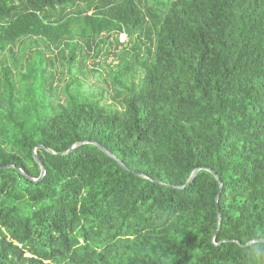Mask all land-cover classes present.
<instances>
[{"label": "trees", "instance_id": "trees-1", "mask_svg": "<svg viewBox=\"0 0 264 264\" xmlns=\"http://www.w3.org/2000/svg\"><path fill=\"white\" fill-rule=\"evenodd\" d=\"M5 166L0 264H264V0H0Z\"/></svg>", "mask_w": 264, "mask_h": 264}, {"label": "water", "instance_id": "water-1", "mask_svg": "<svg viewBox=\"0 0 264 264\" xmlns=\"http://www.w3.org/2000/svg\"><path fill=\"white\" fill-rule=\"evenodd\" d=\"M85 143H92V144L98 146V147H99L104 153H106L108 156H110L111 158H114V159L117 160V158H116V157H115V156H114V155H113V154H112L107 148H105L104 146H102V145H101L100 143H98V142H89V141L81 142V143H79V144H76V145L72 146L71 149H69L68 151L63 152V153H59V154H57L56 152L52 151L51 149H47V151L50 152V153H52V154H55V155H67V154L73 152V151L76 150L79 146H81V145H83V144H85ZM37 149H44V146H43V145H39L38 147H36V148L34 149V152H33V153H34V158H35L36 162H37V163L40 165V167H41V175H40V177L37 178V179L31 178V177L27 176L26 173H25L22 169H19L20 172H22V174H24L27 178L33 180L34 182H40L41 180H43V178H44L45 175H46V169H45V166L43 165V162H42L41 158L39 157V155H38V153H37ZM117 161H118V162H119V163H120V164H121L126 170L130 171V169H129L125 164H123V163H122L121 161H119V160H117ZM11 167H14V166H5V167L0 168V170L6 169V168H11ZM201 169H202V168H198V169H196V170L192 173V175L190 176V178H189V180L187 181L186 185H184V186H171V187H173V188H177V189H185V188L189 187V186L193 183V181L195 180V178H196L198 172H199ZM205 170L211 172V173L216 177V179L218 180V182H219V184H220V192H219V194H218V196H217V212H218V217H219V229H220L222 218H221V214H220L219 200H220L221 192H222V189H223V183L221 182L220 178L218 177V175H217V173H216L215 171H213V170H211V169H209V168H205ZM136 174L139 175V176H141V177H143V178H148L147 176H145V175H143V174H139V173H136ZM148 179H150V178H148ZM151 180H152V179H151ZM156 182L163 184V183L160 182V181H156ZM169 186H170V185H169ZM257 241H259V242H264L263 239H259V240H256V241H252V242H250L248 245H251V244H253L254 242H257ZM214 242H215V239H214Z\"/></svg>", "mask_w": 264, "mask_h": 264}, {"label": "rangeland", "instance_id": "rangeland-1", "mask_svg": "<svg viewBox=\"0 0 264 264\" xmlns=\"http://www.w3.org/2000/svg\"><path fill=\"white\" fill-rule=\"evenodd\" d=\"M119 42L121 43V44H126V42H127V38H126V40L125 41H123L122 39H121V37L119 36ZM107 41V43H110V42H112V43H115L116 44V41H115V38L114 37H112V38H110V40H106ZM119 48H122V46H119ZM110 56H112V55H110ZM107 58V56H106V54H105V48L104 49H102V53L100 54V57L98 58V60H99V62H100V64H101V66H100V69H103L104 68V70H105V66H104V62H105V60H107L106 59ZM79 60V59H78ZM91 61V62H90ZM115 61H117L116 60V58H114V57H109L108 56V62H115ZM90 63V66H93L92 65V60H89V62H88V64ZM76 67H77V62H76ZM68 81V78H66V81L65 82H67ZM89 84H94L95 83V80L94 79H90L89 81ZM107 102H111V100L109 99V100H107Z\"/></svg>", "mask_w": 264, "mask_h": 264}, {"label": "built area", "instance_id": "built-area-1", "mask_svg": "<svg viewBox=\"0 0 264 264\" xmlns=\"http://www.w3.org/2000/svg\"><path fill=\"white\" fill-rule=\"evenodd\" d=\"M120 37H121V39H122L123 41L126 40V35H125V34H121Z\"/></svg>", "mask_w": 264, "mask_h": 264}]
</instances>
